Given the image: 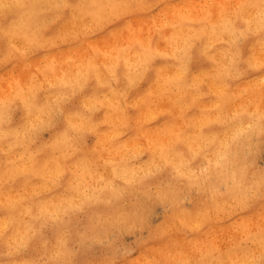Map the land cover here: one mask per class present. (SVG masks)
<instances>
[{
	"label": "clouds",
	"instance_id": "9594fccd",
	"mask_svg": "<svg viewBox=\"0 0 264 264\" xmlns=\"http://www.w3.org/2000/svg\"><path fill=\"white\" fill-rule=\"evenodd\" d=\"M0 264H264V0H0Z\"/></svg>",
	"mask_w": 264,
	"mask_h": 264
}]
</instances>
